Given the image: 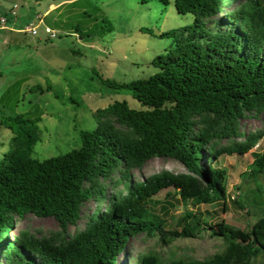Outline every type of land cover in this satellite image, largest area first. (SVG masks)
Wrapping results in <instances>:
<instances>
[{"label":"trees","instance_id":"trees-1","mask_svg":"<svg viewBox=\"0 0 264 264\" xmlns=\"http://www.w3.org/2000/svg\"><path fill=\"white\" fill-rule=\"evenodd\" d=\"M224 1L174 0L178 12L194 15V24L181 28L174 44L152 59L159 69L124 82L103 79L130 89L142 106L122 99L98 109L97 125L80 131L78 147L38 159L31 155L39 138L35 119L17 114L11 118L17 126L6 123L13 135L0 159V264H115L130 235L157 233L165 243L197 235L189 220L193 212H184L181 226L163 216L176 205L169 195L183 205L223 198L227 170L215 164L219 155L247 152L263 132L216 146L217 139L241 135L238 120L245 111L264 110V0H228L237 4L222 13ZM155 156L175 158L187 172L162 169L132 178V168ZM120 165L115 181L124 191L110 193L83 229L68 233L88 197H106L99 178L111 177ZM249 175L264 181V150L255 154ZM163 189L157 208L155 195ZM28 212L53 216L59 229L41 236L21 229L10 238L15 217ZM211 232L225 244L202 259L165 261L149 251L134 264H264V204L248 230L224 223Z\"/></svg>","mask_w":264,"mask_h":264},{"label":"rangeland","instance_id":"rangeland-1","mask_svg":"<svg viewBox=\"0 0 264 264\" xmlns=\"http://www.w3.org/2000/svg\"><path fill=\"white\" fill-rule=\"evenodd\" d=\"M236 4L225 0L222 13ZM0 14L13 16L12 22L0 27V159L11 147L13 135L6 123H15L11 118L17 114L35 119L39 138L31 155L43 159L78 147L80 131L94 128L95 111L110 102L125 99L131 107L140 108L130 89L110 86L103 79L124 82L156 72L159 68L152 59L174 44L181 28L194 24V15L178 12L174 0H0ZM29 23L36 25V33L24 30ZM238 124L241 135L217 139L216 146L243 140L248 132H263L247 152L219 155L215 164L227 170L225 196L186 205L180 201L163 214L171 225L181 226L184 212H193L195 217L189 220L198 229L197 235L177 236L167 243L157 233L130 235L115 264H134L139 253L149 251L165 261L178 256L202 259L225 244L224 237L213 234L212 228L220 231L228 223L248 230L264 204L262 176L249 175L255 154L264 150V110L245 111ZM121 168L107 179L99 178L106 197H88L77 222L68 225V233L83 229L94 210L106 206L110 193L124 191V185L115 181ZM162 169L187 172L179 160L155 156L130 173L140 179ZM166 192L163 189L155 195L157 208ZM21 229L41 236L59 226L53 216L28 212L15 217L8 236L12 238Z\"/></svg>","mask_w":264,"mask_h":264},{"label":"built area","instance_id":"built-area-1","mask_svg":"<svg viewBox=\"0 0 264 264\" xmlns=\"http://www.w3.org/2000/svg\"><path fill=\"white\" fill-rule=\"evenodd\" d=\"M8 22V15L5 14H0V27H3L7 24ZM25 31H29L31 33H36V25H33L32 23L27 24L24 27ZM46 31H50V28L48 26H45Z\"/></svg>","mask_w":264,"mask_h":264},{"label":"water","instance_id":"water-1","mask_svg":"<svg viewBox=\"0 0 264 264\" xmlns=\"http://www.w3.org/2000/svg\"><path fill=\"white\" fill-rule=\"evenodd\" d=\"M169 199H171V200H173V201H175V203H179L181 200H180V198L177 196V197H175V196H169Z\"/></svg>","mask_w":264,"mask_h":264},{"label":"crops","instance_id":"crops-1","mask_svg":"<svg viewBox=\"0 0 264 264\" xmlns=\"http://www.w3.org/2000/svg\"><path fill=\"white\" fill-rule=\"evenodd\" d=\"M13 17V16H12ZM13 20H12V18H11V22H12Z\"/></svg>","mask_w":264,"mask_h":264}]
</instances>
